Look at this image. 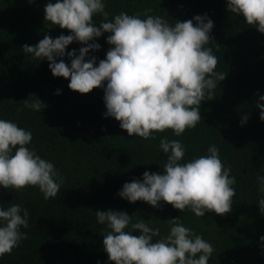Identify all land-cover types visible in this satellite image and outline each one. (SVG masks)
<instances>
[{
  "label": "trees",
  "instance_id": "16d2710c",
  "mask_svg": "<svg viewBox=\"0 0 264 264\" xmlns=\"http://www.w3.org/2000/svg\"><path fill=\"white\" fill-rule=\"evenodd\" d=\"M46 0H0V118L11 119L30 129L34 147L53 161L64 177L57 197L45 199L35 186L19 190L0 186V203H20L29 211L28 233L11 252L0 255V264H114L102 246V229L96 210H122L133 219H153L160 234L167 233L164 219L180 215L182 222L213 243L208 264H264L259 236L264 234V215L259 213L256 175L264 174V121L254 101L264 94V33L226 10V0H105L108 19L120 11L160 15L169 23L195 14L213 20L212 47L217 70L225 71L207 100L201 101V120L180 136L171 129L156 131L147 139L127 134L119 121L105 117L103 88L80 93L68 87V78L54 76L47 60L33 58L21 46L34 44L48 34L56 37L68 29L44 21ZM103 16L97 14L98 23ZM103 33L95 38L101 47L90 53L104 58L111 47ZM82 46L73 41L65 51ZM66 63L67 56L60 58ZM56 89H60L57 94ZM35 94L45 105L41 112L23 107ZM247 121L239 123L243 113ZM179 139L185 160L205 154L210 144L220 149V158L236 177L232 209L225 214L206 211L196 216L161 201L153 207L145 201L129 202L117 195L125 181L141 173L163 171L166 155L159 139ZM136 234V233H133Z\"/></svg>",
  "mask_w": 264,
  "mask_h": 264
},
{
  "label": "clouds",
  "instance_id": "9594fccd",
  "mask_svg": "<svg viewBox=\"0 0 264 264\" xmlns=\"http://www.w3.org/2000/svg\"><path fill=\"white\" fill-rule=\"evenodd\" d=\"M225 6L264 33V0H226ZM151 12L144 9L142 16L122 10L108 19L105 0H46L44 21L68 29V34L51 37L46 33L21 49L33 58L47 60L51 73L68 78L72 90L87 93L102 87V115L119 121L128 135L147 139L156 131L171 129L174 136H180L201 120V101L211 96L226 73L217 70L218 58L208 46L214 22L207 13L175 19L171 24ZM97 14L104 17L98 23L94 20ZM103 33H108L105 41L111 47L98 59L91 53L101 47L95 38ZM73 41L82 46L66 52ZM65 56L68 63L60 59ZM31 95L33 99H23V107L41 112L46 105ZM254 104L264 121V94ZM248 116L245 111L239 123L243 125ZM31 141L30 129L0 118V186L19 190L31 185L45 199L57 197L64 177L53 161L29 146ZM159 150L166 155L161 163L163 171L145 169L140 178L122 184L119 197L129 202L145 201L153 207L164 201L180 212L188 208L198 217L206 211H231L236 177L230 175L231 166L222 161L216 144L208 145L205 154L185 160L181 140L161 136ZM256 182L262 193L256 204L264 215V174L258 173ZM94 212L97 222L105 225L102 246L114 264H208L214 252L213 243L186 226L180 215L164 219L169 228L161 235L153 219L134 220L127 212L111 208ZM28 226L27 208L20 203L10 202L6 207L0 203V255L27 238L28 233L21 228ZM259 242H264V234ZM259 247L264 249V243Z\"/></svg>",
  "mask_w": 264,
  "mask_h": 264
}]
</instances>
